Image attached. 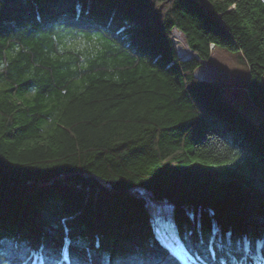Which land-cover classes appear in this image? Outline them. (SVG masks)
Instances as JSON below:
<instances>
[{"label":"trees","instance_id":"trees-1","mask_svg":"<svg viewBox=\"0 0 264 264\" xmlns=\"http://www.w3.org/2000/svg\"><path fill=\"white\" fill-rule=\"evenodd\" d=\"M205 1L0 0V264H183L136 186L199 263L264 264V0Z\"/></svg>","mask_w":264,"mask_h":264},{"label":"rangeland","instance_id":"rangeland-1","mask_svg":"<svg viewBox=\"0 0 264 264\" xmlns=\"http://www.w3.org/2000/svg\"><path fill=\"white\" fill-rule=\"evenodd\" d=\"M180 37V36H179ZM179 53L181 57L191 54L189 48L184 43L182 37L177 39ZM211 61L202 64L195 72V75L201 79H208L218 82L222 85V95L233 105L245 113L254 121H259L263 113L253 105L246 91V81L248 76L247 63L238 50L230 51L223 47L211 49ZM264 80V77H263ZM130 192L142 196L145 200V206L149 213L152 227L157 238L183 263V264H201L191 255L183 243L178 233L176 234L173 222V204L168 200H156L149 191L141 187H132ZM189 216L191 213L187 211ZM170 243L172 246L168 245ZM170 247V248H169ZM177 250L173 251L172 250ZM38 264V262H33ZM203 264V263H202Z\"/></svg>","mask_w":264,"mask_h":264},{"label":"water","instance_id":"water-1","mask_svg":"<svg viewBox=\"0 0 264 264\" xmlns=\"http://www.w3.org/2000/svg\"><path fill=\"white\" fill-rule=\"evenodd\" d=\"M201 2L204 4V5H207V2L205 1V0H201ZM142 197V196H141ZM173 217V216H172ZM174 228H175V232H176V234H177V230H176V227H175V225H174Z\"/></svg>","mask_w":264,"mask_h":264},{"label":"bare ground","instance_id":"bare-ground-1","mask_svg":"<svg viewBox=\"0 0 264 264\" xmlns=\"http://www.w3.org/2000/svg\"><path fill=\"white\" fill-rule=\"evenodd\" d=\"M211 49H215V47L211 46ZM212 51V50H211Z\"/></svg>","mask_w":264,"mask_h":264}]
</instances>
